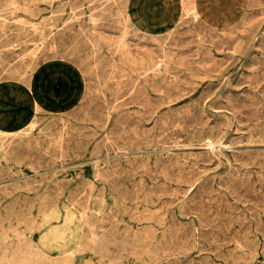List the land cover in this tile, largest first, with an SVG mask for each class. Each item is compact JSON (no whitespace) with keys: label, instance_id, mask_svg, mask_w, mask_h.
Here are the masks:
<instances>
[{"label":"rangeland","instance_id":"374dc122","mask_svg":"<svg viewBox=\"0 0 264 264\" xmlns=\"http://www.w3.org/2000/svg\"><path fill=\"white\" fill-rule=\"evenodd\" d=\"M182 1L0 0V264H264V0Z\"/></svg>","mask_w":264,"mask_h":264},{"label":"bare ground","instance_id":"6f19581e","mask_svg":"<svg viewBox=\"0 0 264 264\" xmlns=\"http://www.w3.org/2000/svg\"><path fill=\"white\" fill-rule=\"evenodd\" d=\"M6 1V0H5ZM16 1V0H15ZM34 1H36V0H34ZM49 1V0H48ZM116 1V0H115ZM123 1V0H122ZM41 2V1H40ZM46 2V1H45ZM51 2V1H50ZM64 3V2H63ZM62 3V4H63ZM66 3V2H65ZM127 3V2H126ZM4 4H6V3H4ZM9 4V3H8ZM7 4V5H8ZM123 4H125V3H123ZM3 5V4H2ZM126 5V4H125ZM9 7H11L10 5H8ZM8 6H6V7H8ZM117 7L119 6V5H116ZM182 13H184V14H186V13H188V12H193L194 14H197L198 13V11H197V6H196V2L195 1H191V2H187V0H183L182 1ZM13 7V6H12ZM14 7H15V5H14ZM21 7V6H20ZM113 7V6H112ZM124 7V6H123ZM105 8V7H104ZM4 9H5V7H4ZM34 9V8H33ZM57 9V8H56ZM56 9H55V11H56ZM7 10V9H6ZM5 10V11H6ZM2 11V10H1ZM59 11V10H58ZM107 11V10H106ZM119 10L117 9V11L116 12H118ZM3 12V11H2ZM35 12H36V10H35ZM57 12V11H56ZM112 12V11H111ZM8 13V12H7ZM10 13V12H9ZM179 13V12H178ZM4 14H6V13H4ZM11 14V13H10ZM2 15V14H1ZM35 15V14H34ZM52 15V14H51ZM112 15V14H111ZM188 15V14H187ZM11 16V15H10ZM53 16V15H52ZM113 16H115L114 15V12H113ZM181 16V15H180ZM197 16V15H196ZM112 17V16H111ZM119 17V16H118ZM183 18H186V17H183ZM182 18V19H183ZM189 18V17H188ZM19 19V18H18ZM24 19V18H23ZM54 19H57V18H54ZM117 19V18H116ZM125 19V18H124ZM127 19V18H126ZM179 19V18H178ZM177 19V20H178ZM190 19V18H189ZM6 21V20H5ZM17 21H19V20H17ZM27 21V20H26ZM4 22V21H3ZM20 22H23V21H20ZM117 22V21H116ZM130 22V21H129ZM5 23V22H4ZM7 23V22H6ZM5 23V24H6ZM24 23H25V21H24ZM23 23V24H24ZM124 23V22H123ZM25 24H27V23H25ZM128 24V23H127ZM28 25H29V23H28ZM119 27V26H118ZM118 27H116V28H118ZM7 29V28H6ZM23 29V28H22ZM21 29V30H22ZM31 29V28H30ZM129 29V28H128ZM2 30V29H1ZM28 30V29H27ZM169 30V29H168ZM4 31V30H3ZM20 31V30H19ZM24 31V30H23ZM126 31V30H125ZM135 31V30H134ZM124 32V31H123ZM170 32H173L172 30L170 31ZM175 32V31H174ZM32 33V32H31ZM31 33H30V35H31ZM134 33H136V32H134ZM177 33V32H176ZM125 34V33H124ZM123 34V35H124ZM127 34V33H126ZM132 34V33H131ZM149 34V33H148ZM167 34V33H166ZM22 35V34H21ZM25 35V34H24ZM29 35V36H30ZM138 35V34H137ZM168 35V34H167ZM36 36V35H35ZM122 36V35H121ZM132 36V35H131ZM97 37V36H96ZM172 37V36H171ZM19 38V37H18ZM18 38H17V40H18ZM21 38V37H20ZM25 38H26V36H25ZM32 38V37H31ZM34 38V37H33ZM88 38V37H87ZM123 38H124V36H123ZM179 38V37H178ZM22 39V38H21ZM94 39V38H93ZM96 39V38H95ZM94 39V40H95ZM99 39V38H98ZM122 39V38H121ZM177 39V38H176ZM27 40V39H26ZM93 40V41H94ZM100 40V39H99ZM119 40H120V38H119ZM172 40V39H171ZM30 41V40H29ZM58 41V40H57ZM81 41V40H80ZM84 41V40H83ZM92 41V40H91ZM97 41V43H98V40H96ZM101 41H102V38H101ZM104 41V40H103ZM22 42V41H21ZM104 42H106V41H104ZM108 42V41H107ZM168 42V41H167ZM24 43V42H23ZM41 43V42H40ZM46 43V42H45ZM78 43V42H77ZM169 43V42H168ZM167 43V44H168ZM57 44V43H56ZM74 44H76V41H75V43ZM113 44V43H112ZM175 44V43H174ZM45 45H47V43L45 44ZM107 45H108V43H107ZM25 46V45H24ZM33 46V45H32ZM60 46V45H59ZM14 47V46H13ZM38 47V46H37ZM69 47V46H68ZM73 47V46H72ZM107 47V46H106ZM110 47V46H109ZM118 47V46H117ZM39 48V47H38ZM70 48V47H69ZM112 48V47H111ZM74 49V48H73ZM97 49V48H96ZM110 49V48H109ZM140 49V48H139ZM75 50V49H74ZM77 50V49H76ZM79 50V49H78ZM108 50V49H107ZM116 50V49H115ZM152 50V49H151ZM37 51V50H36ZM42 51V50H41ZM45 51V50H44ZM65 51V50H64ZM63 51V52H64ZM73 52V51H72ZM115 52V51H114ZM166 52V51H165ZM171 52V51H170ZM46 53V52H45ZM68 53V52H67ZM98 53V52H97ZM96 53V54H97ZM110 53V52H109ZM164 53V52H163ZM54 54V53H53ZM76 54H77V52H76ZM121 54V53H120ZM34 55V54H33ZM32 55V56H33ZM49 55V54H48ZM56 55H58V54H56ZM101 55V54H100ZM103 55V54H102ZM137 55V54H136ZM25 56V55H24ZM39 56V55H38ZM37 56V57H38ZM54 56V55H53ZM78 56V55H77ZM119 56V55H118ZM36 57V56H35ZM47 57V56H46ZM50 57V56H49ZM57 57V56H56ZM55 57V58H56ZM76 57V56H75ZM79 57V56H78ZM102 57V56H101ZM109 57H110V55H109ZM130 57V56H129ZM33 58V57H32ZM48 58V57H47ZM132 58V57H131ZM67 59V58H66ZM69 59V58H68ZM71 59V58H70ZM73 59V58H72ZM80 59V58H79ZM95 59H97V58H95ZM29 60H31V59H29ZM45 60V59H44ZM104 60V59H103ZM111 61V60H110ZM150 61V60H149ZM28 62H30V61H28ZM33 62V61H32ZM77 63H78V61H76ZM85 62V61H84ZM104 62V61H103ZM108 62V61H107ZM106 62V63H107ZM147 62V61H146ZM166 62V61H165ZM175 62V61H174ZM111 63V62H110ZM24 64V63H23ZM22 64V65H23ZM32 64V63H31ZM98 64V63H97ZM104 64V63H103ZM164 64V63H163ZM34 65V64H33ZM86 65H88V64H86ZM94 65V64H93ZM99 65V64H98ZM133 65V64H132ZM146 65H148V64H146ZM160 65V64H159ZM111 66H112V64H111ZM120 66V65H119ZM173 66V65H172ZM177 66V65H176ZM1 67V66H0ZM89 67V66H88ZM146 67V66H145ZM79 68V67H78ZM112 68V67H111ZM110 68V69H111ZM130 68V67H129ZM141 68V67H140ZM148 68V67H147ZM156 68V67H155ZM159 68V67H158ZM167 69H169L168 67H166ZM9 69V68H8ZM31 69V68H30ZM83 69V68H82ZM150 69V68H149ZM162 69V68H161ZM87 70V69H86ZM166 70V69H165ZM96 71V70H95ZM159 71V70H158ZM21 72V71H20ZM80 72V71H79ZM89 72V71H88ZM125 72V71H124ZM152 72V71H151ZM5 73H7V72H5ZM26 74V73H25ZM137 74V73H136ZM159 74V73H158ZM161 74V73H160ZM165 75V74H164ZM11 76V75H10ZM25 76H27V75H25ZM162 76V75H161ZM9 77V76H8ZM18 77V76H17ZM97 77V76H96ZM2 78V77H1ZM0 78V79H1ZM91 78H93V77H91ZM154 78V77H153ZM22 79V78H21ZM83 79V78H82ZM14 80V79H13ZM96 80V79H95ZM22 82H23V80H22ZM27 83V82H26ZM89 88V87H88ZM84 89V88H83ZM75 101H76V99H75ZM82 104V103H81ZM80 106V105H79ZM37 107V106H36ZM82 107V106H81ZM36 109V108H35ZM38 109V108H37ZM72 110V109H71ZM41 111V110H40ZM71 112H73V111H71ZM70 112V113H71ZM84 112V111H83ZM86 113V112H85ZM81 115V114H80ZM72 118V117H71ZM85 119V118H84ZM61 120V119H60ZM59 122V121H58ZM62 122V121H61ZM31 126V125H30ZM51 127V126H50ZM73 128V127H72ZM47 129V128H46ZM56 131V130H55ZM50 132V131H49ZM48 132V133H49ZM71 133H72V131H71ZM1 134V133H0ZM3 135V134H2ZM7 135V134H6ZM52 135V134H51ZM67 136V135H66ZM71 136V135H70ZM69 136V137H70ZM2 137V136H1ZM16 138V137H15ZM56 138V137H55ZM71 138V137H70ZM74 138V137H73ZM20 140V139H19ZM35 140V139H34ZM95 140V139H94ZM14 141V140H13ZM80 141V140H79ZM59 142V141H58ZM94 142V141H93ZM11 143V142H10ZM23 143V142H22ZM71 143V142H70ZM107 143V142H106ZM106 143H104V144H106ZM12 144V143H11ZM16 144V143H15ZM59 144H60V142H59ZM76 144V143H75ZM114 144V143H113ZM23 145H25V144H23ZM50 145V144H49ZM63 145V144H62ZM82 145V144H81ZM118 145V144H117ZM6 146V145H5ZM10 146V145H9ZM55 146V145H54ZM88 146V145H87ZM122 146H123V144H122ZM13 147V146H12ZM18 147V146H17ZM34 147V146H33ZM36 147H37V145H36ZM59 147V146H58ZM96 147V146H95ZM124 147H125V145H124ZM127 147V146H126ZM6 148V147H5ZM11 148V147H10ZM35 148V147H34ZM71 148H72V146H71ZM70 148V149H71ZM77 148V147H76ZM85 148V147H84ZM83 148V149H84ZM131 148V147H130ZM136 148V147H135ZM12 149H16L15 147L14 148H12ZM19 149V148H18ZM31 149H32V147H31ZM37 149V148H36ZM62 149V148H61ZM74 149V148H73ZM101 149V148H100ZM104 149V148H103ZM110 149V148H109ZM7 150H9V149H7ZM34 150V149H33ZM44 150V149H43ZM79 150V149H78ZM98 150V149H97ZM137 150V149H136ZM26 151V150H25ZM68 151V150H67ZM91 151V150H90ZM11 152H13L12 150H11ZM11 152H10V154H11ZM31 151H29V153H30ZM58 152V151H57ZM94 152V151H93ZM97 152V151H96ZM100 152V151H99ZM101 152H103V150L101 151ZM104 152H106V151H104ZM113 152V151H112ZM23 153H25V152H23ZM27 153V152H26ZM39 153V152H38ZM52 153V152H51ZM77 153V152H76ZM109 153V152H108ZM132 153V152H131ZM15 154V153H14ZM18 154V153H17ZM16 154V155H17ZM82 154V153H81ZM128 154V153H127ZM19 155V154H18ZM30 155V154H29ZM28 155V156H29ZM59 155V154H58ZM64 155H65V152H64ZM94 155V154H93ZM35 156V155H34ZM33 156V157H34ZM19 157V156H18ZM17 157V158H18ZM22 157V156H21ZM30 157H32V156H30ZM43 157V156H42ZM66 157V156H65ZM85 157V156H84ZM91 157V156H90ZM27 158V157H26ZM83 158V157H82ZM121 158V157H120ZM119 158V159H120ZM19 159V158H18ZM22 159V158H21ZM37 159V158H36ZM85 159V158H84ZM17 160V159H16ZM23 160V159H22ZM34 160V159H33ZM115 160H117V159H115ZM126 160V159H125ZM20 161V160H19ZM59 161V160H58ZM67 161V160H66ZM108 161V160H107ZM113 162H114V160H113ZM16 163V162H15ZM50 163V162H49ZM122 163V162H121ZM33 164H35V163H33ZM38 164V163H37ZM60 164H61V161H60ZM94 164V163H93ZM123 164H124V162H123ZM50 165V164H49ZM66 165V164H65ZM102 165V164H101ZM109 165H110V163H109ZM116 165V164H115ZM37 166H39V165H37ZM106 166H107V164H106ZM6 168V167H5ZM35 168V167H34ZM33 168V169H34ZM94 168V167H93ZM97 168V167H96ZM22 170V169H21ZM62 170V169H61ZM117 170V169H116ZM81 171V170H80ZM95 171V170H94ZM104 171V170H103ZM118 171V170H117ZM18 172V171H17ZM57 172V171H56ZM93 172V171H92ZM96 172H97V170H96ZM109 172V171H108ZM106 173V172H105ZM110 173V172H109ZM74 174V173H73ZM80 174V173H79ZM108 174V173H107ZM21 175V174H20ZM62 175V174H61ZM106 175V174H105ZM114 175V174H113ZM69 176H71V175H69ZM110 176V175H109ZM96 177V176H95ZM1 180V179H0ZM105 180V179H104ZM95 181H97V180H95ZM109 181V180H108ZM108 181H106V182H108ZM107 184V183H106ZM3 187V186H2ZM109 187V186H108ZM1 189V188H0ZM4 189V188H3ZM14 189V188H13ZM12 189V190H13ZM63 189V188H62ZM111 189V188H110ZM93 190V189H92ZM114 190V189H113ZM91 191V190H90ZM112 191V190H111ZM124 191V190H123ZM120 192V191H119ZM118 191H117V193H119ZM127 192V191H126ZM100 193V192H99ZM109 193V192H108ZM115 193V192H114ZM80 195V194H79ZM85 195V194H84ZM104 195V194H103ZM103 195H101V196H103ZM78 196V195H77ZM76 196V197H77ZM117 196V195H116ZM114 197V196H113ZM127 197V196H126ZM117 198V197H116ZM133 198V197H132ZM136 198V197H135ZM67 199H68V197H67ZM42 200V199H41ZM70 200H72V199H70ZM74 200V199H73ZM96 200V199H95ZM99 200V199H98ZM133 200H134V198H133ZM78 201V200H77ZM80 201V200H79ZM89 201V200H88ZM122 201V200H121ZM144 201V200H143ZM143 201H141V202H143ZM85 202V201H84ZM96 202V201H95ZM135 202V201H134ZM40 203H41V201H40ZM98 202H96V204H97ZM118 203H120V202H118ZM130 203V202H129ZM61 204V203H60ZM63 204V203H62ZM80 204V203H79ZM25 205V204H24ZM82 205V204H81ZM89 205V204H88ZM100 205V204H99ZM9 206V205H8ZM32 206V205H31ZM56 206V205H55ZM137 206V205H136ZM98 207V206H97ZM10 208V207H9ZM155 208V207H154ZM29 209H31V208H29ZM122 209V208H121ZM37 210V209H36ZM40 210H42V209H40ZM42 211H44V210H42ZM22 212V211H21ZM125 212V211H124ZM128 212V211H127ZM126 212V213H127ZM136 212V211H135ZM1 213V212H0ZM7 213V212H6ZM12 213V212H11ZM15 213V212H14ZM114 213V212H113ZM123 213V212H122ZM129 213V212H128ZM18 214V213H17ZM31 214V213H30ZM80 214V213H79ZM86 214V213H85ZM96 214V213H95ZM119 214V213H118ZM155 214V213H154ZM25 215V214H24ZM82 215V214H81ZM97 215V214H96ZM129 215V214H128ZM147 215V214H146ZM18 216V215H17ZM90 216H92V215H90ZM89 216V217H90ZM130 216V215H129ZM19 217V216H18ZM26 217V216H25ZM31 217V216H30ZM29 217V218H30ZM36 217H37V215H36ZM80 218H81V216H79ZM84 217V216H83ZM111 217V216H110ZM119 217V216H118ZM157 217V216H156ZM11 218V217H10ZM32 218V217H31ZM95 218V217H94ZM114 218V217H113ZM132 218V217H131ZM137 218V217H136ZM23 219V218H22ZM63 219V218H62ZM86 219H88V218H86ZM107 219V218H106ZM10 220V219H9ZM25 220V219H24ZM80 220V219H79ZM84 220V219H83ZM111 220V219H110ZM115 220V219H114ZM120 220V219H119ZM63 221V220H62ZM82 221V220H81ZM87 221V220H86ZM94 221V220H93ZM96 221V220H95ZM102 221V220H101ZM140 221V220H139ZM157 221V220H156ZM10 222H11V220H10ZM15 222V221H14ZM26 222V224H27V221H25ZM89 222V221H88ZM106 222V221H105ZM109 222V221H108ZM150 222V221H149ZM3 223V222H2ZM7 223V222H6ZM19 223V222H18ZM32 223V222H31ZM80 223H82V222H80ZM92 223V222H91ZM104 223V222H103ZM102 223V224H103ZM17 224V223H16ZM29 224V223H28ZM100 224V223H99ZM106 224V223H105ZM108 224V223H107ZM114 224V223H113ZM3 225V224H2ZM7 225H9V224H7ZM12 225V224H11ZM24 225V224H23ZM118 225V224H117ZM24 226H26V225H24ZM80 226V225H79ZM105 226V225H104ZM144 226V225H143ZM1 227V226H0ZM27 227V226H26ZM29 227H31V226H28V228ZM36 227V226H35ZM119 227V226H118ZM7 228V227H6ZM19 228V227H18ZM27 228V229H28ZM15 229V228H14ZM13 229V230H14ZM30 229V228H29ZM81 229H82V226H81ZM80 229V230H81ZM84 229V228H83ZM98 229V228H97ZM113 229V228H112ZM119 229V228H118ZM117 229V230H118ZM132 229V228H131ZM12 230V229H11ZM12 230V231H13ZM16 230V229H15ZM32 230V229H31ZM36 230H38V229H36ZM86 230V229H85ZM94 230V229H93ZM108 230V229H107ZM134 230V229H133ZM24 231V230H23ZM83 231V230H82ZM88 231V230H87ZM90 231V230H89ZM115 231V230H114ZM114 231H112V232H114ZM155 231V230H154ZM186 231V230H185ZM19 232V231H18ZM104 232V231H103ZM108 232H110V230L108 231ZM116 232V231H115ZM118 232V231H117ZM116 232V233H117ZM2 234H3V232H2ZM113 234V233H112ZM118 234V233H117ZM138 234V233H137ZM144 234V233H143ZM168 234V233H167ZM187 234V233H186ZM18 235V234H17ZM17 235H15V236H17ZM91 235V234H90ZM127 235H129L128 233H127ZM134 235V234H133ZM3 236V235H2ZM2 236H0V238L2 237ZM84 236V235H83ZM98 236V235H97ZM100 236V235H99ZM176 236V235H175ZM13 237V236H12ZM85 237V236H84ZM113 237V236H112ZM139 237V236H138ZM101 238V237H100ZM108 238H109V236H108ZM107 238V239H108ZM121 238V237H120ZM10 239H12V238H10ZM22 239V238H21ZM38 239H39V237H38ZM37 239V240H38ZM84 239V238H83ZM85 239H86V237H85ZM84 239V240H85ZM136 239V238H135ZM140 239V238H139ZM143 239V238H142ZM141 239V240H142ZM174 239V238H173ZM13 240V239H12ZM18 240H20V239H18ZM25 240V239H24ZM23 240V241H24ZM96 240H98V239H96ZM102 240V239H101ZM113 240L116 242V240L114 239V237H113ZM121 240V239H120ZM126 240V239H125ZM134 240V239H133ZM137 240V239H136ZM169 240V239H168ZM23 241L21 242V243H23ZM30 241H31V239H30ZM29 241V242H30ZM80 241H82V240H80ZM92 241V240H91ZM119 241V240H118ZM170 241V240H169ZM174 241V240H173ZM182 241V240H181ZM241 241V240H240ZM251 241H252V239H251ZM1 242V241H0ZM83 242V241H82ZM103 242H104V239H103ZM105 242H106V240H105ZM115 242L113 243V245L115 244ZM121 242V241H120ZM126 242V241H125ZM131 242V241H130ZM137 242V241H136ZM167 242V241H166ZM172 242V241H171ZM254 242V241H253ZM6 243H8V242H6ZM16 243H17V245H18V242L16 241ZM20 243V242H19ZM80 243V242H79ZM87 243H88V241H87ZM91 243V242H90ZM89 243V244H90ZM98 243V242H97ZM110 243H112V242H110ZM164 243V242H163ZM178 243V242H177ZM181 243V242H180ZM179 243V244H180ZM235 243V242H234ZM246 243H247V241H246ZM39 244V243H38ZM92 244V243H91ZM93 244H94V242H93ZM96 244V243H95ZM129 244V243H128ZM137 244V243H136ZM173 244V243H172ZM250 244H251V242H250ZM249 244V245H250ZM255 244V243H254ZM1 245V244H0ZM98 246L99 245H101V244H97ZM118 245V244H117ZM142 245H144V244H142ZM158 245V244H157ZM174 245H176V244H174ZM28 246V245H27ZM29 246H30V243H29ZM32 246V245H31ZM37 246V245H36ZM75 246V245H74ZM91 246V245H90ZM108 246V245H107ZM109 246H110V244H109ZM122 246H124V247H126L125 245H122ZM121 246V247H122ZM133 246V245H132ZM137 246V245H136ZM144 246H146V245H144ZM170 246V245H169ZM77 247V246H76ZM76 247H75V249H76ZM93 247H94V245H93ZM139 247V246H138ZM141 247V246H140ZM154 247V246H153ZM157 247H159V246H157ZM157 247H156V249H157ZM168 247V246H167ZM18 248V247H17ZM32 248H33V246H32ZM74 248V247H73ZM79 248H83V247H80L79 246ZM95 248H96V246H95ZM103 248H105V245H104V247ZM127 248V247H126ZM125 248V249H126ZM143 248V247H142ZM160 248V247H159ZM180 248H182V247H180ZM1 249V248H0ZM28 249V248H27ZM93 249V248H92ZM96 249H98V248H96ZM99 249H100V246H99ZM131 249V248H130ZM138 249V248H137ZM144 249V248H143ZM146 249V248H145ZM161 249V248H160ZM167 249V248H166ZM236 249V248H235ZM238 249V248H237ZM246 249H247V247H246ZM12 250V249H11ZM29 250V249H28ZM37 250V249H36ZM39 250V249H38ZM77 250V249H76ZM86 250H87V248H86ZM104 250V249H103ZM107 250V249H106ZM120 250V249H119ZM255 250V249H254ZM25 251V250H24ZM35 251V250H34ZM88 251V250H87ZM122 251V250H121ZM6 252V251H5ZM9 252V251H8ZM7 252V253H8ZM20 251H18V253H19ZM28 252V251H27ZM31 252V251H30ZM40 251H38V253H39ZM75 252V251H74ZM81 252V251H80ZM91 252V251H90ZM96 252H98V251H96ZM115 252V251H114ZM7 253H6V255H7ZM24 253V252H23ZM33 253V252H32ZM92 253H93V251H92ZM3 254V253H2ZM15 254H17V253H15ZM30 254V253H29ZM40 254V253H39ZM44 254V253H43ZM73 254V253H72ZM100 254V253H99ZM109 254H111L110 252H109ZM113 254V253H112ZM14 255V254H13ZM22 255H24V254H22ZM33 255V254H32ZM31 255V256H32ZM248 255V254H247ZM17 256V255H16ZM19 256V255H18ZM35 256V255H34ZM38 256V255H37ZM40 256V255H39ZM62 256V255H61ZM112 256V255H111ZM243 256V255H242ZM251 256V255H250ZM264 256V255H263ZM42 257H43V255H42ZM106 257V256H105ZM115 257V256H114ZM131 258V257H130ZM241 258V257H240ZM246 258V257H245ZM2 259V258H1ZM42 259V258H41ZM41 259H39V260H41ZM124 260H125V258H123ZM236 259V258H235ZM242 259V258H241ZM244 259V258H243ZM12 260H15V258H13ZM11 260V261H12ZM23 260V259H22ZM22 260H20V262L22 261ZM98 260V259H97ZM246 260V259H245ZM0 261H2V260H0ZM18 261H19V259H18ZM26 261V260H25ZM121 261V260H120ZM144 261V260H143ZM236 261V260H235ZM253 261V260H252ZM87 262V261H86ZM242 262V261H241ZM247 262V261H246ZM19 263V262H18ZM45 263H46V261H45ZM59 263V262H58ZM58 263H56V264H58ZM73 263V262H72ZM206 263H208V262H206ZM238 263V262H237ZM236 263V264H237ZM25 264V263H24ZM28 264V263H27ZM36 264H37V262H36ZM38 264H39V262H38ZM90 264V263H89ZM205 264V263H204ZM246 264V263H245Z\"/></svg>","mask_w":264,"mask_h":264}]
</instances>
